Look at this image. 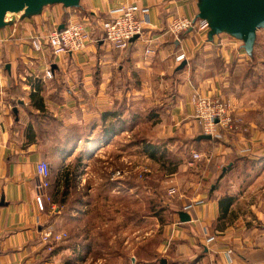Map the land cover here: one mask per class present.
Here are the masks:
<instances>
[{"label": "crops", "instance_id": "0c3cea01", "mask_svg": "<svg viewBox=\"0 0 264 264\" xmlns=\"http://www.w3.org/2000/svg\"><path fill=\"white\" fill-rule=\"evenodd\" d=\"M123 4H136L147 8L148 13L142 34L118 50L106 44L99 24L109 9ZM196 14V0H80L77 8L49 5L38 15L16 18L0 29V264L93 263V251L100 246L88 231L81 234L76 219L79 211L81 217L88 213V206H81V210L79 203L68 220L63 219L65 202L57 203L54 196L61 188L68 154H57L52 168L46 149L56 143L51 137L40 138L39 132L47 122L32 105L29 94L39 83L43 87L39 96L51 119L63 130L75 125L81 134L92 133L94 126L86 122L88 116L97 113L86 112L84 102L97 96L78 95L79 85L100 82L96 78L107 76V72L108 95H119L114 92L117 88L122 89V95H149L150 85L174 74L169 79L173 83L169 114L175 131L188 139L201 133L190 101L195 92L229 99L242 116L237 136L231 141L219 140L218 151L212 148L217 151L220 172L206 191L171 197L168 220L160 223L147 218L152 229L136 240L131 262L129 256L121 254L114 264H264V84L258 81L260 73L256 70L260 59L248 66L244 56L249 55L242 42L225 34L207 41L206 33L196 26L177 38L167 32L171 17H188L197 25ZM70 18L87 20L84 27L88 40L82 50L54 53L45 45L34 48L33 37H44ZM180 52L186 61L176 72L175 56ZM48 69L51 78L45 75ZM72 89L75 95H69ZM45 91L55 95H45ZM28 126L35 133L31 141L26 134ZM244 147L250 149L249 154L239 153ZM231 155L237 158L230 161ZM40 160H46L50 167L47 193L51 202L43 211L35 205L33 187L34 166ZM226 195H232L233 202L224 214L219 200ZM197 199L203 203L184 209ZM178 211L186 212L189 220L180 221ZM48 227L55 232L71 228L74 233L48 250L40 241L41 232ZM210 236L213 240L207 242ZM97 258L108 260V251Z\"/></svg>", "mask_w": 264, "mask_h": 264}, {"label": "rangeland", "instance_id": "374dc122", "mask_svg": "<svg viewBox=\"0 0 264 264\" xmlns=\"http://www.w3.org/2000/svg\"><path fill=\"white\" fill-rule=\"evenodd\" d=\"M226 36L228 35L225 34ZM186 57L188 60L191 59L187 55ZM244 58L248 59V66L249 63L255 65V60L260 59V64L256 67L260 73L257 79L260 84H264V30L257 31L252 55ZM185 59L184 55L181 60L175 61L179 65ZM48 72L49 75L47 76L46 72L45 75L51 78L52 72L49 69ZM173 75L170 74V77ZM170 77L167 79L164 77L161 81L156 80L155 86L150 85L149 89L152 92L150 91L149 95H122L121 88L114 91L119 95H108V72L107 76L96 78L98 81L101 80L100 82L91 81L85 87L79 85L81 88L78 95L97 96V99L84 102L85 111L97 115L88 116L89 121L86 122L94 126V132L82 133L79 145L76 142L69 144L68 155L66 154L67 165L71 164L78 154L83 153V159L75 173L74 185L67 196L62 216L64 220H68L71 205L78 207L81 203L80 209L81 206H88V213L81 217L79 211L76 219L80 222L81 234L88 231L91 236H95L98 248L100 246L93 251L94 260L93 263L90 262L91 264H114L115 257L121 254L129 256L130 263L131 251L135 248L136 240L140 239L145 231L152 229L151 220L147 218L161 222L160 220L166 216L167 212L160 209L164 204L173 201L169 191L175 189L174 197L181 196L180 194L192 195L195 191H206L213 182L212 179L220 172V167L216 166L218 164L216 145L219 140L227 138L231 141L238 134L223 133L224 137L221 139L211 137L212 141L204 143L196 142L195 136L188 139L175 131V124L169 114V93L173 91V83L169 82ZM45 95L55 93L45 91ZM69 95H75L73 89ZM104 112L110 113L105 121L101 117V113ZM240 117L242 119L241 115ZM104 122L108 124L112 122L115 127V130L106 136L101 134ZM54 124H48L45 129L51 128L54 143H64V138L61 137L67 131L63 130L60 124H55L58 126L53 128ZM66 128L69 129V126ZM146 145L157 148L154 157L149 156L145 150ZM214 146L217 151H212ZM164 150L177 162L173 172L169 170L173 167L172 164L166 161L162 164V160H159ZM46 151L48 158L53 161L52 168L55 169L53 159L57 153L55 149ZM193 152L200 156L203 154L204 156H201L203 159L193 158ZM233 157L235 155H231L229 159ZM73 199L75 204L72 203ZM142 220L146 221L142 223ZM66 232L67 236L73 235L74 229L69 228ZM126 243L128 244L124 245ZM149 246L152 248L151 243ZM104 251H108V260L97 258ZM147 251L146 248L144 254Z\"/></svg>", "mask_w": 264, "mask_h": 264}, {"label": "built area", "instance_id": "2783aa9c", "mask_svg": "<svg viewBox=\"0 0 264 264\" xmlns=\"http://www.w3.org/2000/svg\"><path fill=\"white\" fill-rule=\"evenodd\" d=\"M148 9L139 7L136 4H123L113 7L107 11V16L100 21V29L103 39L107 45L113 49L122 50L135 37L142 34L146 21ZM87 20L68 19L62 28L50 30L44 37L35 36L32 43L35 49H41L43 45L48 46L54 53H72L82 50L88 40V34L84 24ZM196 26L197 30L206 33L208 27L204 20H200L196 25L194 20L184 17H171L166 25L167 32L173 37H179L182 33L192 30ZM148 50V49H147ZM180 52L175 56L177 61L184 57ZM46 75H49L48 70ZM193 107V118L200 125L201 133L210 135L212 138L221 139L223 133H238L242 129V119L235 112L231 101L227 98L212 97L193 93L190 96ZM248 147L241 148L239 153L249 154ZM193 158H200V154L193 152ZM34 202L39 211H43L45 204L51 202V196L47 193L50 185V168L46 161L40 160L34 166ZM170 196H174L175 189L169 191ZM201 199L192 201L184 206L190 208L194 204H202ZM67 236L65 231L55 232L50 227L45 228L40 235V241L52 249L54 243L62 241ZM213 237H208L207 242Z\"/></svg>", "mask_w": 264, "mask_h": 264}, {"label": "water", "instance_id": "95a60500", "mask_svg": "<svg viewBox=\"0 0 264 264\" xmlns=\"http://www.w3.org/2000/svg\"><path fill=\"white\" fill-rule=\"evenodd\" d=\"M80 0H0V29L11 25L16 18H29L41 13L49 5L61 4L64 8H77ZM196 19L207 23L206 38L226 34L242 42V48L249 56L258 30H264V0H196ZM63 24L59 26V29ZM182 61L176 70L183 67ZM16 112V109L13 110ZM211 139L210 135L200 133L195 137ZM180 221L189 220L184 211H178ZM132 259V257H131Z\"/></svg>", "mask_w": 264, "mask_h": 264}, {"label": "trees", "instance_id": "16d2710c", "mask_svg": "<svg viewBox=\"0 0 264 264\" xmlns=\"http://www.w3.org/2000/svg\"><path fill=\"white\" fill-rule=\"evenodd\" d=\"M38 84L39 83H37L36 88L34 89V91L30 92V94H29L30 95V101H31L32 105H34L40 112H42V115H40V117H42L47 122L46 125L52 124V123L53 124L54 123L55 124H60L58 122H55L54 119H51L50 116L47 114V111H45V108H44V105H43V100H42L41 96H39L40 92L43 89V87L42 86L39 87ZM107 115H110V113H108V112L101 113V117H102V119L104 121H105V118H106ZM55 124L53 125V128H55V126H58V125H55ZM102 124H103L102 130H101L102 136H106L107 134H110V133H112L115 130L114 124L112 122H110L109 124L108 123H102ZM66 127L67 126L64 127V130H66L67 133L64 132L65 134L62 135V137H61V138H64V143H56L55 147L54 146L47 147L48 150L50 149V150L54 151V149H55V151L58 154V156H62V155L67 154L68 148H69V144H73V143L77 142L82 137V134H79L80 133L79 130H78L79 127H76L75 125L74 126H69V129H67ZM48 133H50V134H48ZM26 134H27L28 140H30V141L33 140L34 137H35V133H33L30 130L29 126H28V128H26ZM48 135H51V136H48ZM39 136H40L41 139H48L50 137H51V139L54 138L52 130H51L50 127L48 129L41 128V131L39 132ZM195 141L196 142H203V141H207V140L206 139H204V140L203 139H199V140H195ZM210 141H212V139L208 140L207 142H210ZM145 150L148 151V154H149L150 157H154L155 154L157 153V151H156L157 148H155V146L146 145V149ZM82 154H78L74 158V161L71 164L65 166V168H64V170L62 172L61 188L56 191L57 196H54V200L57 203L62 204L64 202H67V196H68L70 190H72L73 185H74L73 184V182H74L73 180H74V178L76 176L75 173H76V171L78 170V168L80 167V165L82 163V159H83L82 158L83 157ZM236 158L237 157H233V159H230V161H233ZM159 160H162L161 161L162 164H164L165 161L168 164H172L173 167L169 168V170H170V172L175 171L176 166H177V162L174 160L173 157H170L167 154V151L164 150L160 154ZM173 161H174V163H173ZM219 176H221V175H219ZM55 185H57V180H56V182L54 181V186ZM77 199H78V197H77ZM78 201H79V199H78ZM232 202H233V196L232 195H230V196L226 195L224 198H221L219 200L220 207L222 206V213L225 214L227 212L228 207L230 206V204H232ZM72 203L75 204L74 203V199L72 200ZM74 208H75V206L71 205V208L69 210L74 209ZM160 210H163V211L167 212L166 216L163 219L160 218L161 219L160 223H163V222L168 220L167 204H164L162 209H160Z\"/></svg>", "mask_w": 264, "mask_h": 264}]
</instances>
